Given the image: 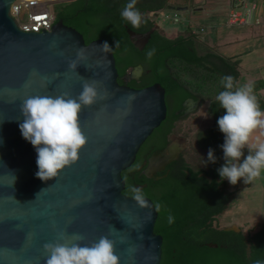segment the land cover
<instances>
[{
    "label": "water",
    "instance_id": "obj_1",
    "mask_svg": "<svg viewBox=\"0 0 264 264\" xmlns=\"http://www.w3.org/2000/svg\"><path fill=\"white\" fill-rule=\"evenodd\" d=\"M14 1L0 0V264H45L43 245L56 242L58 233L82 234L84 245L108 236L120 264H160L163 236L155 232L159 212L151 197L146 196L149 207L141 208L124 193L123 171L166 119V89L159 82L141 88L120 83L112 47L102 50V38L86 42L63 19L50 30L21 29L10 14ZM167 9L187 11L189 6L170 4ZM153 31L127 29L140 50ZM72 61L75 70L69 68ZM125 77L133 76L129 71ZM85 81L94 83L100 95L79 113L87 143L76 163L42 181L36 176V150L20 132V105L34 95L66 92L76 98ZM186 147V138L175 135L149 157L142 173L153 177Z\"/></svg>",
    "mask_w": 264,
    "mask_h": 264
},
{
    "label": "trees",
    "instance_id": "obj_2",
    "mask_svg": "<svg viewBox=\"0 0 264 264\" xmlns=\"http://www.w3.org/2000/svg\"><path fill=\"white\" fill-rule=\"evenodd\" d=\"M171 1L137 0L136 8L143 17L139 28H133L121 17L129 0H63L56 2L60 7L53 14L55 22L63 19L65 24L83 33L86 42L102 38L112 47L120 83L145 87L159 82L166 89L169 103L166 119L143 143L136 162L123 171L124 193L131 195L129 186L141 188L140 185L147 184L142 188L145 195L161 205L155 225V232L163 236L160 264H254L257 260L264 264V222L259 230L249 234L242 229L215 225L216 218L233 205L238 190L231 189L227 180H221L217 171L224 164L220 147L224 134L217 124L224 110L215 97L224 90L220 83L223 76L231 75L239 82L241 60L219 54L191 25L175 37L156 28L158 14ZM128 28L136 32L154 31L140 50L130 40ZM153 49L155 53L149 59L147 53ZM137 64L144 66V76L140 81L127 83L123 76ZM249 84L264 111L261 93L264 78ZM189 97L209 101L212 123L192 135L178 168L158 180L141 175L138 165L146 155L165 147L171 133H181L175 124L176 110ZM209 148L214 150L215 163L207 159ZM169 215L174 217L171 224Z\"/></svg>",
    "mask_w": 264,
    "mask_h": 264
},
{
    "label": "clouds",
    "instance_id": "obj_3",
    "mask_svg": "<svg viewBox=\"0 0 264 264\" xmlns=\"http://www.w3.org/2000/svg\"><path fill=\"white\" fill-rule=\"evenodd\" d=\"M136 4L137 0H129L121 11L122 19L133 28H139L143 22ZM195 32L201 34L197 29ZM109 47L105 42L100 48L107 51ZM154 53L155 49L149 51L148 58ZM76 67L75 61L70 62V69L75 70ZM220 83L224 90L216 95L215 100L224 110L217 120L219 131L224 134V143L220 146L224 164L217 171L221 180H227L230 185L235 186L241 180L248 184L260 176L264 169V143L254 145L249 142L254 130L264 131V111L260 109L252 85H240L231 75L223 76ZM99 98L94 83L85 81L76 98L65 92L56 96H28L23 100L20 105L23 122L19 128L23 138L36 150L37 178L51 180L65 167L78 161L80 150L87 143L80 127L79 113L83 107L93 105ZM245 148L248 150L246 156ZM207 159L216 162L212 148L208 150ZM129 191L139 207H149L142 188L129 186ZM152 207L158 212L161 205L155 203ZM168 222L173 223L174 217L169 215ZM83 240L84 236L79 233H73L70 237L58 233L56 242L43 245L47 253L45 264H120L115 243L108 236H101L90 245L82 244ZM254 264L262 262L257 260Z\"/></svg>",
    "mask_w": 264,
    "mask_h": 264
},
{
    "label": "rangeland",
    "instance_id": "obj_4",
    "mask_svg": "<svg viewBox=\"0 0 264 264\" xmlns=\"http://www.w3.org/2000/svg\"><path fill=\"white\" fill-rule=\"evenodd\" d=\"M47 1H49V7L53 12L55 10L54 5L59 0ZM211 1L196 0V7L190 5L187 11H175L166 7L160 11L157 18L154 15L152 17L156 18L159 29L170 37H175L179 34L178 30L183 31L191 25L201 32V36L214 46L219 54L229 57L233 54L241 56L243 59L240 67L242 75L238 84H249L257 78H264V22H255V18L260 17L264 0H233L234 5L235 1L238 3L236 10H240L244 14L254 3L257 5V9L252 12L250 23L236 25L227 23L229 11L233 8L228 3L229 0H216V5ZM170 4L187 6L190 4V0H172ZM176 14L181 18L179 21L173 19ZM258 31L262 33L257 35ZM209 105V101H205V104L198 111L178 123L177 127L181 128V133L177 135L186 138V148L191 144L192 135L196 130L212 123V117L208 110ZM249 142L254 145L264 143V131L254 130ZM244 154L245 156L248 154L247 148L244 149ZM242 159L243 157L241 161ZM230 188L238 189L235 201L229 209L217 217L215 225L219 228L240 226L245 234L259 230L264 222V169L261 170L260 176L252 182L245 184L241 180L235 186L230 185Z\"/></svg>",
    "mask_w": 264,
    "mask_h": 264
},
{
    "label": "built area",
    "instance_id": "obj_5",
    "mask_svg": "<svg viewBox=\"0 0 264 264\" xmlns=\"http://www.w3.org/2000/svg\"><path fill=\"white\" fill-rule=\"evenodd\" d=\"M237 7V5L234 6L230 11L227 23L229 25L250 23L252 12L257 9L256 3L245 14L240 10H236ZM262 8L261 16L255 18L256 23L264 22V1L262 2ZM10 14L15 18L19 27L25 31H41L42 28L50 30L55 21V16L47 0H15L11 5ZM173 19L179 21L181 18L176 14ZM201 30L204 29L201 28Z\"/></svg>",
    "mask_w": 264,
    "mask_h": 264
},
{
    "label": "flooded vegetation",
    "instance_id": "obj_6",
    "mask_svg": "<svg viewBox=\"0 0 264 264\" xmlns=\"http://www.w3.org/2000/svg\"><path fill=\"white\" fill-rule=\"evenodd\" d=\"M187 1H189V0H187ZM208 1L209 0H205V2H208ZM195 2H196V0H190V4H188L187 6L193 5V7H196ZM214 5H215V3H214ZM199 7H197V8H199ZM189 18H191V17H189ZM140 33H145V32H140ZM140 67H141V69H140ZM129 71L132 73L133 77L126 78L125 75L123 76L124 81H126L127 83L132 81V80L140 81L142 79V77L144 76V73H145V69H144V66L142 64H137V65L130 67L127 72H129ZM132 87H134V86H132ZM136 88H141V87H136ZM171 103H174V102L171 101ZM204 104H205V102H203V100L201 98L189 97V98L185 99L182 103V106L176 110L178 118L175 120V124L178 125V123L181 122L182 120L189 118L190 115H192L193 113L198 111ZM167 106H168V112H169L168 101H167ZM167 115H168V113H167ZM175 135H177V134L174 132L169 135V139H168V142L166 143V145L174 139ZM185 150H186V148H185ZM185 150H184V152H185ZM184 152L181 154V156L178 158V160L173 161L172 163L168 164L165 169L156 172L153 177H149V178H153L155 180L161 179V178L166 176L165 174L168 175V173H170L171 170L178 168V165L181 163L180 161L182 160V156H183ZM138 153H137V157H138ZM149 157H150V155H146L145 159H143V161L138 165V170H139V172H141V175H143L142 171L145 169V167L148 163ZM136 160H137V158H136ZM160 176H162V177H160ZM145 186H147V184L140 185L141 188H143Z\"/></svg>",
    "mask_w": 264,
    "mask_h": 264
},
{
    "label": "crops",
    "instance_id": "obj_7",
    "mask_svg": "<svg viewBox=\"0 0 264 264\" xmlns=\"http://www.w3.org/2000/svg\"><path fill=\"white\" fill-rule=\"evenodd\" d=\"M212 3H215V5H216V3H217V1L216 0H212L211 1ZM228 3H230L231 5H232V7H234V6H236L238 3L235 1L234 3H235V5L233 4V0H229L228 1ZM215 7V6H214ZM214 9V8H213ZM231 10H232V8H231ZM230 10V11H231ZM229 11V12H230ZM262 12H263V9H261V13L259 14L260 16H261V14H262ZM262 32L261 31H258L256 34L257 35H260ZM232 56H234L235 58H238V59H240L241 60V64H240V67H241V65H242V61H243V59H242V57L241 56H239V55H237V54H233ZM241 69V68H240ZM241 75H242V72H241ZM241 77V76H240ZM257 79H259V78H257ZM263 91H264V89H262L261 90V93L263 94ZM264 96V95H263Z\"/></svg>",
    "mask_w": 264,
    "mask_h": 264
},
{
    "label": "bare ground",
    "instance_id": "obj_8",
    "mask_svg": "<svg viewBox=\"0 0 264 264\" xmlns=\"http://www.w3.org/2000/svg\"><path fill=\"white\" fill-rule=\"evenodd\" d=\"M167 17V16H166Z\"/></svg>",
    "mask_w": 264,
    "mask_h": 264
},
{
    "label": "snow or ice",
    "instance_id": "obj_9",
    "mask_svg": "<svg viewBox=\"0 0 264 264\" xmlns=\"http://www.w3.org/2000/svg\"><path fill=\"white\" fill-rule=\"evenodd\" d=\"M39 19V18H38Z\"/></svg>",
    "mask_w": 264,
    "mask_h": 264
}]
</instances>
